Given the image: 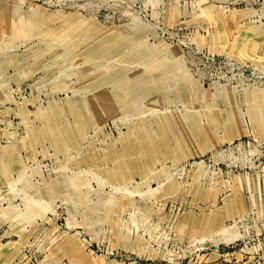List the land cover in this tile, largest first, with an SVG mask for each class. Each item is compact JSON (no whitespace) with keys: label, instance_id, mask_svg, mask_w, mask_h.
Segmentation results:
<instances>
[{"label":"rangeland","instance_id":"rangeland-1","mask_svg":"<svg viewBox=\"0 0 264 264\" xmlns=\"http://www.w3.org/2000/svg\"><path fill=\"white\" fill-rule=\"evenodd\" d=\"M0 264H264V0H0Z\"/></svg>","mask_w":264,"mask_h":264}]
</instances>
